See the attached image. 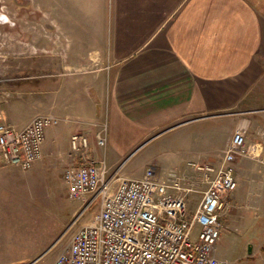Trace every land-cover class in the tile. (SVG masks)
<instances>
[{
	"label": "crops",
	"instance_id": "0c3cea01",
	"mask_svg": "<svg viewBox=\"0 0 264 264\" xmlns=\"http://www.w3.org/2000/svg\"><path fill=\"white\" fill-rule=\"evenodd\" d=\"M57 2L70 42L60 39L58 45L67 47L63 52L43 55L40 81L29 92L34 111L21 123L7 114L1 120L23 128L36 116L51 114L60 118V131L69 134L58 135L59 129L49 127L42 158L29 171L0 167V220L5 216L12 220L9 198H24L17 186L36 181L46 158L60 157L63 171L75 163L69 156L74 132L89 135L95 157L106 159L110 176L117 172L140 178L154 166L157 175L167 179L195 175L188 166L192 161L218 164L235 129L244 126L248 121L244 116L256 110L253 106L264 93L261 0ZM105 118L108 144L99 148L94 133ZM221 118L222 138L217 137L215 122ZM149 142L153 145L148 153L128 165ZM240 161L235 165L237 183ZM193 195L198 196L189 195L188 203ZM233 198L234 191L230 207ZM81 206L78 201L73 215ZM23 222L13 221L14 229H24ZM28 240L16 229L5 233L0 236V254L17 253L18 247L34 252L48 245ZM217 255L225 256L219 244ZM6 262L13 264L12 258L0 264Z\"/></svg>",
	"mask_w": 264,
	"mask_h": 264
},
{
	"label": "built area",
	"instance_id": "2783aa9c",
	"mask_svg": "<svg viewBox=\"0 0 264 264\" xmlns=\"http://www.w3.org/2000/svg\"><path fill=\"white\" fill-rule=\"evenodd\" d=\"M60 119L36 116L23 128L0 122V167L30 170L42 158L49 127ZM247 127L235 129L218 164L192 161L195 175L162 179L154 166L140 178L110 176L106 159L96 158L88 134L74 132L69 156L75 159L63 171L68 197L80 201L78 216L97 207L93 219L79 227L53 264H229L217 255L226 231L221 218L237 188L235 165L253 157L257 144H248ZM109 124L98 125L95 146L106 148ZM201 195L195 210L188 196Z\"/></svg>",
	"mask_w": 264,
	"mask_h": 264
},
{
	"label": "rangeland",
	"instance_id": "374dc122",
	"mask_svg": "<svg viewBox=\"0 0 264 264\" xmlns=\"http://www.w3.org/2000/svg\"><path fill=\"white\" fill-rule=\"evenodd\" d=\"M259 7L264 25L262 0ZM58 8L57 0H0V12L9 19L7 23H0V122L1 117L7 114L13 122L21 123L23 118L34 111L30 108L34 106L31 104L33 96L29 92L40 81L43 55L56 53L57 50L63 52L67 48L58 45L60 39H68L70 42L69 37L63 33L62 14L58 13ZM262 82L264 88V80ZM253 109L256 110L244 116L248 118L244 126L247 127V143L258 144V148L255 156L239 160L242 170L238 187L234 191L232 206L228 208L222 222L226 231L218 243L225 252L222 258L229 264H264V93L259 94ZM9 111L12 116H9ZM12 111L18 112L15 114ZM222 120L215 121L219 124L217 137L220 138L225 133V128L219 123ZM6 121L13 124L10 120ZM61 127L62 124H59L52 129H59L55 131L58 135L68 136L69 130L63 133ZM152 145L146 143L127 164L132 165L143 158ZM60 160L57 156L49 160L46 158L45 166L38 171L36 181L27 182L23 187L17 186L18 194L23 191L25 196L23 199L20 196L9 198V217L12 220L6 221L8 216L0 220V236L16 229L24 238L31 239L32 243L39 241L48 245L34 252H23L18 247L17 253L0 254V262L12 258L13 264H53L68 245L71 235L92 221L97 207H91L78 216L80 207L73 215L72 209L78 201L68 197ZM200 198L201 195L190 196L188 210L193 212ZM20 218L24 219L22 225L25 228L14 229L13 221ZM249 246L251 253L248 252Z\"/></svg>",
	"mask_w": 264,
	"mask_h": 264
},
{
	"label": "clouds",
	"instance_id": "9594fccd",
	"mask_svg": "<svg viewBox=\"0 0 264 264\" xmlns=\"http://www.w3.org/2000/svg\"><path fill=\"white\" fill-rule=\"evenodd\" d=\"M7 22H9L8 16L0 12V23H7Z\"/></svg>",
	"mask_w": 264,
	"mask_h": 264
},
{
	"label": "water",
	"instance_id": "95a60500",
	"mask_svg": "<svg viewBox=\"0 0 264 264\" xmlns=\"http://www.w3.org/2000/svg\"><path fill=\"white\" fill-rule=\"evenodd\" d=\"M248 252L251 253V246L248 247Z\"/></svg>",
	"mask_w": 264,
	"mask_h": 264
}]
</instances>
